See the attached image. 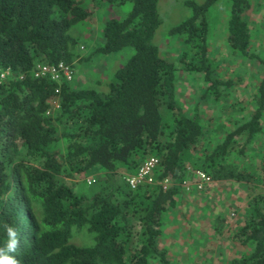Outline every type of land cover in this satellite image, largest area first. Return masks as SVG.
Listing matches in <instances>:
<instances>
[{"label": "trees", "instance_id": "1", "mask_svg": "<svg viewBox=\"0 0 264 264\" xmlns=\"http://www.w3.org/2000/svg\"><path fill=\"white\" fill-rule=\"evenodd\" d=\"M108 1H127L129 7L122 16L103 22L102 43L96 49L112 53L130 46L132 51L114 68L106 90L99 92L32 73L41 60L72 66L76 37L68 30L87 15L83 0H0V247L8 239L3 227L7 224L18 234L19 246L9 255L19 264H150V258L165 264L166 250L158 247V236L165 212L177 201L180 186L175 182L186 170L202 169L212 179L249 178L222 158L236 135L243 136L245 144L262 129L264 54L249 49L250 0H229L221 27L229 54L259 63L251 93L254 106L203 154L196 149L206 124L197 105L188 112L178 103L177 66L161 56L153 41L160 22L157 0ZM216 1L183 0L189 12L169 26L167 34L182 42L179 67L201 72L208 82L203 96L212 94L217 102L230 80L218 78L220 64L207 39V10ZM54 97L58 107L49 113ZM58 138L63 153L56 149ZM150 155L158 157L154 179L167 177L172 183L165 188L142 183L134 189L125 184L119 191L113 179L116 164L134 171ZM95 167L103 169L108 190L78 194L59 176ZM133 221L139 225L136 235ZM84 225L92 242L70 241V229ZM234 237L252 247L228 264H264L262 195L248 201Z\"/></svg>", "mask_w": 264, "mask_h": 264}, {"label": "rangeland", "instance_id": "2", "mask_svg": "<svg viewBox=\"0 0 264 264\" xmlns=\"http://www.w3.org/2000/svg\"><path fill=\"white\" fill-rule=\"evenodd\" d=\"M82 6L88 10L87 15L82 20L73 24L68 30L72 36L76 37V44L73 48L76 56L71 66L73 75L72 79L69 81V85L73 88L91 87L99 92H103L107 88L106 81L110 79L114 68L124 62L131 53L132 48L126 46L112 53H102L98 51L96 47L102 43V25L109 17L122 16L128 9L129 2L115 3L108 0H83ZM228 6L229 0H218L210 5L207 10L209 34L217 32V37H219L220 32H223L220 30L218 31L217 27L221 25V21L225 20ZM156 9L160 22L155 29L153 41L157 44L161 56L176 64L177 68L174 72V84L176 88H178V92L176 91L177 94L175 97L178 103L181 104L182 109L190 112L191 103L194 104V98L192 102L190 99L192 98L191 90L193 87L195 88V86H189L187 80L188 76L186 75L191 72L179 67L180 62L178 61V56L183 46L181 40L175 35L167 34L168 27L185 17L189 9L183 4V0H157ZM246 15L248 16V29L251 41L249 49L258 54H264V0H250V7L246 10ZM214 29H216V32ZM221 43L223 44L224 42L221 41ZM222 44H220L218 50L215 51V56L219 55L220 58H223V60L219 61L220 68L226 67L227 69L224 68L225 72L231 73L232 66L228 65V61L229 63L232 61L230 59L232 58V54H229L227 48L223 47ZM241 60L243 61H240V65L238 61H235L236 64L238 63L237 69L241 70L237 72L238 75L242 77V75L250 73L253 79L248 81L247 86H244L243 90H246L244 91V95H240V91L236 88L233 89V86L230 89L226 88L222 90L223 96L221 95L217 100V104H214L216 107H213L212 113L217 117L221 115L224 122L216 130L206 131L203 135L206 141L203 142L202 138L200 139L197 144V154L207 152L210 147L223 137L226 131L237 123L245 120L253 109L254 103L249 93L251 94L254 91V86L259 77V63L256 59L252 58ZM41 62L43 61H38V63ZM194 81L196 83H202L201 79H196ZM196 88L199 90L196 91V94L203 90L201 89V84ZM178 93L181 94L180 98L177 96ZM188 93L190 94L189 98ZM210 97L211 96H205L204 99L208 100ZM182 100L186 101L183 103ZM234 100H236L237 103H235ZM242 100L246 103L244 108H240V105H238V102ZM50 101L49 113L55 108L53 103L54 100L52 101L51 99ZM220 102H224L223 111L219 110L217 107ZM225 102H228V104ZM160 109L165 117L168 116L169 113L165 107L161 106ZM200 113L203 118V116L209 115L211 110H207V107L205 109L201 108ZM259 124L262 127L261 132L257 133L245 144H243V136L236 135L227 153L222 158L224 161L235 163L237 169L246 175L248 174L247 176H249V178L247 177L241 180L232 178V182L229 184L222 181L220 184H223V187L220 186L221 190H219L221 193H218L217 189L208 192L205 186L200 189V193L207 191L204 197L196 195L195 198L197 202L199 201L197 212L201 210L205 213L202 219L199 217L194 218L193 216V219L189 222H180L179 220H175L176 223L173 222V215H175L176 210L180 208L177 207V205L180 202L179 196L181 194L178 195L177 193L176 204L173 208L165 212L161 232L158 236V247L166 250L167 263L165 264H228L231 258L239 257L241 254L251 250L252 244L250 242L240 243L234 237V234L236 226L240 224L246 212L248 201L256 195H262L264 198V114L260 117ZM215 125L213 127H215ZM59 126L60 124L56 123L57 133L60 129ZM55 146L60 153H63L64 145L62 138H58ZM116 165L113 172V179L117 189L122 191L125 187L124 176L133 172V170L120 163ZM66 169L69 171L68 166H66ZM62 173H64V171ZM103 173V169L95 167L93 169L87 168L74 172V174L70 176L68 174H60L59 176L73 192L89 195L100 187L104 190H108L109 187L104 186L106 180H104ZM88 174L94 177V180L90 183L85 181V176ZM224 185L231 186L225 188ZM230 189L234 190L230 191ZM180 190L183 191V189L179 187V191ZM184 191L186 195H189L192 190ZM227 191L229 192L228 194ZM117 192L118 191H116V193ZM119 199V193L114 195V200L118 201ZM204 201L216 204V208L214 209L216 210L215 213L218 211V213L224 216L221 217V223L217 222V218L213 220L215 213H209L207 211L209 207L207 208L206 205L202 207ZM178 226L181 227V229L178 228ZM138 228L139 225L137 222L133 221L131 231L134 235H136ZM70 235V241L78 245H88L92 242V233L86 230L85 225L79 229L72 227L70 229ZM150 264L164 263L159 262L156 258H150Z\"/></svg>", "mask_w": 264, "mask_h": 264}, {"label": "crops", "instance_id": "3", "mask_svg": "<svg viewBox=\"0 0 264 264\" xmlns=\"http://www.w3.org/2000/svg\"><path fill=\"white\" fill-rule=\"evenodd\" d=\"M208 29H209V27H208ZM217 29H218V31L219 30L223 31L222 33L220 32V34H219L220 36L219 37H217L216 29H214L216 33L212 32L213 34H209V30H208V34H207V39H208L209 46H211V48L213 50H215V51H216V49L218 50V48L220 47V44H222L221 41L224 42L222 44L223 47L227 48L226 47V41H225V37H224L223 28L221 27V25H218ZM215 59L218 60L219 64H220L219 61L223 60V58H220L217 55H216ZM230 59L232 61H230V63L228 61V65L232 66V68H231V73L232 74L230 72H225L224 68H226V67H221V68H223V69H221L220 66H219L220 74H217V76H219L218 78L221 79V80H226V79L230 80V83H229L228 86H226V88L230 89L233 86V89L236 88V89H238L240 91V93H241L240 95H244V91H246V90H243V88H244V86H247V83H248L249 80L253 79V77H251L252 74H250V73L247 74L246 73V75H242V77L239 76L237 72H240L241 70L237 69V64L238 63L236 64L235 61H238L239 65H240L241 64L240 61H243V60H241V58H239L238 56H233V55H232V58H230ZM228 70H229V68H228ZM186 76H188L187 80L189 82V86L190 87L195 86V88L193 87L192 90H191L192 91L191 92L192 93L191 94L192 98H190L191 102H192V99L194 98V104L191 103V108H192V106L197 105L198 106L197 112H199V113H200L201 108L205 109L207 107V110H211V113H209V115L207 114L206 116H203L204 119L201 116V119H203V121L206 124V125L204 124L206 126V130H216L219 126L222 125V123L224 122V119L221 118V115H220V117L219 116L217 117V116H214V113H212L213 107L215 108L216 107L215 105L217 104L216 100L214 98H212V94H208L207 93V94H205L203 96V91L205 90V87H206L208 82L204 81L201 72H191V73H189ZM248 77H251V78H248ZM196 79H201L202 83H200V82L196 83L194 81ZM246 79H247V81H246ZM199 84H201V86H202L201 89H203V90L200 93L198 92L196 94V91H199L196 88V87L199 86ZM226 88H223V89H226ZM174 91L178 92V88H176V85H175V90ZM179 91H181V90H179ZM180 95L181 94L178 93L177 96L180 98ZM250 95L251 94L249 93V96ZM205 96H211V97L208 98V100H205L204 99ZM189 97H190V94L188 93V98ZM236 100H234L235 103H237ZM243 100L238 102L239 103L238 105H240V108L241 107L244 108L245 105H246L245 101H243ZM182 101L184 103L186 100L185 101L182 100ZM225 103L228 104V102H225ZM223 105H224V102H220L219 106L221 108L219 110L223 111ZM204 106H206V107H204ZM200 115H201V113H200ZM206 119H207V122H206ZM214 125H215V127H213ZM202 141H204V142L206 141L204 139V137L202 138ZM222 181H225L227 184H229V183L232 182V178L212 179V181L209 183V185L207 184V186H205L206 190L208 192H210V191H213L214 189H217L218 193H221V191H219V190H221L220 186L223 187V184H220ZM230 186L231 185H224L225 188H228ZM232 190H234V189H232ZM232 190L230 189V191H232ZM207 191H204V192L200 193L199 190L198 191L192 190L189 195H186L184 193L185 192L184 190L183 191L180 190L178 192V195L181 194L179 196V198H180L179 201L180 202L177 205V207H180V208H178V210H176V212H175V215H173V222L176 223L175 220H179L180 222H189V221H191L193 219V216H194V218L199 217V218L202 219L205 216V213L202 212L201 210H198V212H197V207H199L198 206L199 201L197 202V200L195 198H196V195H201L202 197H204V194H206ZM228 191H227V194L229 193ZM216 197H218V196H216ZM190 198H191V200H190ZM202 205H203L202 207H205L204 205H206L207 208L209 207V210H207L209 213H211V214L215 213V211H216V210H214L216 208V204L215 203L211 204L210 202L207 203V202L204 201ZM168 216H169V214H168ZM221 217H224V216L221 213H218V211H217V213H215V216H213V220L217 218V222L221 223V221H222ZM178 228L181 229V227H179V226H178Z\"/></svg>", "mask_w": 264, "mask_h": 264}, {"label": "built area", "instance_id": "4", "mask_svg": "<svg viewBox=\"0 0 264 264\" xmlns=\"http://www.w3.org/2000/svg\"><path fill=\"white\" fill-rule=\"evenodd\" d=\"M32 73L35 76L48 74L52 79L59 82L60 79L70 81L72 79L73 71L72 67L63 61L57 63H36L32 68ZM4 72H0V76H3ZM54 107H58V101L54 97ZM158 164V157L154 155L144 158L136 169L124 176V182L130 189L136 188L142 183H158L162 188L170 185V181L167 177H163L158 181L154 179L153 170ZM186 174L182 179L175 182L183 190H200L212 181L210 175L202 169H187ZM94 180L91 174L85 176V181L90 183Z\"/></svg>", "mask_w": 264, "mask_h": 264}, {"label": "clouds", "instance_id": "5", "mask_svg": "<svg viewBox=\"0 0 264 264\" xmlns=\"http://www.w3.org/2000/svg\"><path fill=\"white\" fill-rule=\"evenodd\" d=\"M3 227L7 233L8 239L5 246L0 247V264H19V261L14 256L9 255V253L16 252L19 246L17 231L7 224Z\"/></svg>", "mask_w": 264, "mask_h": 264}]
</instances>
